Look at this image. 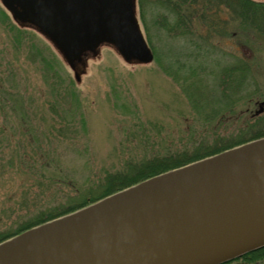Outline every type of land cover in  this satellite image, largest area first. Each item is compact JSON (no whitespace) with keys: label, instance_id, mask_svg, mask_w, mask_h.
I'll list each match as a JSON object with an SVG mask.
<instances>
[{"label":"rangeland","instance_id":"rangeland-1","mask_svg":"<svg viewBox=\"0 0 264 264\" xmlns=\"http://www.w3.org/2000/svg\"><path fill=\"white\" fill-rule=\"evenodd\" d=\"M0 10L8 15H0V232L33 214L28 205L63 207L109 173L164 154L178 158L188 150V156L198 141L207 149L205 142L211 146L213 135L224 132L206 120L211 99L201 95V81L215 88L214 74L229 60L224 52L243 56L234 31L214 41L224 52L213 54L168 30L164 10L152 4L146 30L134 0L153 60H125L116 45L103 42L70 65L38 28L17 20L1 1ZM243 108L247 118L258 102ZM23 199L32 202L20 209Z\"/></svg>","mask_w":264,"mask_h":264},{"label":"water","instance_id":"water-1","mask_svg":"<svg viewBox=\"0 0 264 264\" xmlns=\"http://www.w3.org/2000/svg\"><path fill=\"white\" fill-rule=\"evenodd\" d=\"M70 65L153 55L134 0H1ZM77 77V75H76ZM263 110L260 103L256 113ZM264 246V137L157 174L0 242V264H219Z\"/></svg>","mask_w":264,"mask_h":264},{"label":"trees","instance_id":"trees-1","mask_svg":"<svg viewBox=\"0 0 264 264\" xmlns=\"http://www.w3.org/2000/svg\"><path fill=\"white\" fill-rule=\"evenodd\" d=\"M137 2L140 19L146 30L145 9L152 4L155 9L164 10L163 18L168 30L175 31L177 36L188 38L190 43H194L193 45L201 48L210 47L213 54L216 52L223 54L224 52L214 45L215 40L230 37L231 31L239 35L243 41V56L233 55L229 51L224 52V57L229 60L225 61L224 65L216 63L217 68L220 65V69L218 68L217 73L214 74L215 88L208 91L203 80V82L201 81V84L204 85L201 87L202 91L198 87L201 95L207 93L208 98L211 99L207 106L209 109L206 113V120L209 123L217 121L223 127L221 130L224 132L220 131L213 135L211 146L205 142V146H208L207 149H203V141H198L188 156L186 154L188 150L179 154L178 158L175 155L164 154L148 160L139 167L109 173L94 189L91 188L88 193L70 199L63 207H59V205L46 208H37V205L31 207L25 204L27 202L30 204L32 199L25 202L23 199L20 209L27 206L28 210L35 212L20 220L13 231L0 232V242L149 177L264 137V60L261 58V53H264V1L154 0L153 3H150L146 0H137ZM0 15L4 19H8L5 11L0 10ZM230 22L233 25L231 26L232 30H229ZM203 28L205 29L204 33L202 32ZM224 57L221 58V61ZM47 69L53 70L52 72L56 74V71L49 66ZM253 100L258 102V108L259 104L263 102V110L256 113L257 108L250 111L249 117H242L244 112L241 111L244 109V105ZM237 108L239 110H236ZM248 110L247 107L246 111ZM233 129H237V133L233 134ZM219 264H264V246Z\"/></svg>","mask_w":264,"mask_h":264}]
</instances>
